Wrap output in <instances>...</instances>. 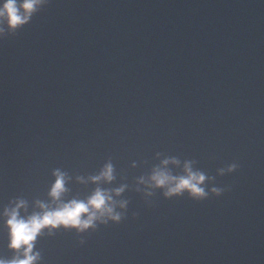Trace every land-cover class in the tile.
Masks as SVG:
<instances>
[{
  "label": "water",
  "instance_id": "95a60500",
  "mask_svg": "<svg viewBox=\"0 0 264 264\" xmlns=\"http://www.w3.org/2000/svg\"><path fill=\"white\" fill-rule=\"evenodd\" d=\"M170 158L228 190L139 183ZM107 162L113 181L88 179ZM55 169L65 200L127 185L112 194L127 205L39 237L41 264H264V0H50L0 39V210L49 201Z\"/></svg>",
  "mask_w": 264,
  "mask_h": 264
},
{
  "label": "clouds",
  "instance_id": "9594fccd",
  "mask_svg": "<svg viewBox=\"0 0 264 264\" xmlns=\"http://www.w3.org/2000/svg\"><path fill=\"white\" fill-rule=\"evenodd\" d=\"M49 2L50 0H0V39L14 35L29 24L32 17ZM169 163L178 165L180 162L176 158L163 160L162 166L153 168L147 179L140 177L139 183L147 185L148 189H162L165 198L187 193L191 199L204 200L210 194L220 196L228 190L227 187L206 185L205 181L212 177H206L202 171L194 170L189 161L184 163L182 173L175 175L166 167ZM238 167V162L233 161L218 169V174L232 173ZM53 175L55 180L48 190L49 201L36 200L34 209L29 212L27 200L17 197L0 210V221L6 229V247L12 252L11 258L0 255V264H41L40 250L34 251L39 237L53 236L61 228L75 229L79 234L90 228L96 229L98 224H107L109 220L119 223L123 218L124 213L118 211L117 206L124 209L127 201H116L112 194L119 196L127 185L113 189L96 187L85 199L73 197L65 200L64 194L69 191L65 185L69 177L60 169H55ZM77 179L84 181L80 176ZM88 179L93 182H111L115 179L114 166L107 162L98 174ZM137 191L141 189L137 188ZM148 194L151 195V192ZM80 243H84L83 238Z\"/></svg>",
  "mask_w": 264,
  "mask_h": 264
}]
</instances>
